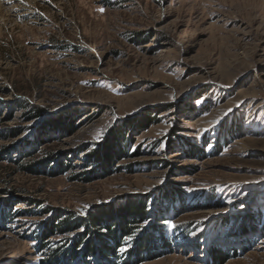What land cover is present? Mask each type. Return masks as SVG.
Returning <instances> with one entry per match:
<instances>
[{"label": "rangeland", "instance_id": "obj_1", "mask_svg": "<svg viewBox=\"0 0 264 264\" xmlns=\"http://www.w3.org/2000/svg\"><path fill=\"white\" fill-rule=\"evenodd\" d=\"M132 202L117 264H264V0H0V264Z\"/></svg>", "mask_w": 264, "mask_h": 264}, {"label": "trees", "instance_id": "obj_2", "mask_svg": "<svg viewBox=\"0 0 264 264\" xmlns=\"http://www.w3.org/2000/svg\"><path fill=\"white\" fill-rule=\"evenodd\" d=\"M39 116L37 114V116H33V117H39ZM32 167H36L35 164L27 166L26 169L30 170ZM132 203L133 204L130 203L131 207H129V209H127L126 211L125 210L121 211L123 213L119 212L121 219L124 221L121 222V220H119L120 221L118 222L119 224L115 226H106V227L104 226L105 231H106L105 239L111 242V244L110 245L107 244V246L103 248V251L100 252V254L103 257L106 255L107 257L115 259L116 264L117 262L120 263L122 261V257H119L120 255L118 254V251L124 248L123 247L124 244L130 242V240H127V238L131 237L132 240H135L138 238V235H139L137 234L138 229L135 228V225H134L135 223L130 221V218L128 220L129 222H127V220L125 219L129 215H132V214L141 215V217H144V215L142 216V214L147 208L141 203H138V204L135 202H132ZM113 214H114L113 211L104 213V214L98 213V214L92 215L91 219L94 223H98V221L100 220H106L107 222H109V220H113V218L115 217Z\"/></svg>", "mask_w": 264, "mask_h": 264}, {"label": "snow or ice", "instance_id": "obj_3", "mask_svg": "<svg viewBox=\"0 0 264 264\" xmlns=\"http://www.w3.org/2000/svg\"><path fill=\"white\" fill-rule=\"evenodd\" d=\"M100 11H103V9H100ZM127 239H131V237H128Z\"/></svg>", "mask_w": 264, "mask_h": 264}]
</instances>
